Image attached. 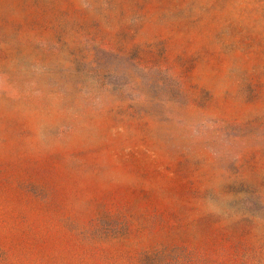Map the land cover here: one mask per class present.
<instances>
[{
    "label": "rangeland",
    "instance_id": "obj_1",
    "mask_svg": "<svg viewBox=\"0 0 264 264\" xmlns=\"http://www.w3.org/2000/svg\"><path fill=\"white\" fill-rule=\"evenodd\" d=\"M0 264H264V0H0Z\"/></svg>",
    "mask_w": 264,
    "mask_h": 264
}]
</instances>
